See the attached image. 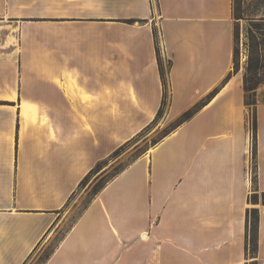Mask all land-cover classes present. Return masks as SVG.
Masks as SVG:
<instances>
[{
	"label": "crops",
	"instance_id": "1",
	"mask_svg": "<svg viewBox=\"0 0 264 264\" xmlns=\"http://www.w3.org/2000/svg\"><path fill=\"white\" fill-rule=\"evenodd\" d=\"M155 31L170 63L168 119L218 89L106 183L43 264L248 263L264 100L252 182L233 0H0V264L25 262L95 162L154 119ZM255 208L263 264L264 205Z\"/></svg>",
	"mask_w": 264,
	"mask_h": 264
},
{
	"label": "rangeland",
	"instance_id": "2",
	"mask_svg": "<svg viewBox=\"0 0 264 264\" xmlns=\"http://www.w3.org/2000/svg\"><path fill=\"white\" fill-rule=\"evenodd\" d=\"M258 2L261 3L256 5ZM233 19L237 63V68L235 69L233 62V71L243 72L244 75L248 64H255V74L260 81L257 88L261 89V92L257 93L256 97L257 100H264V0H233ZM251 36H253L255 41L251 40ZM251 42L256 43L254 50L250 46ZM161 63L166 73L170 64L169 60L161 59ZM166 111L165 109L162 117L143 133L142 136L126 146L116 156L106 161L101 169L95 175H92L85 185L76 189L73 196L60 210L57 223L24 264H43L47 254L79 216L83 206L91 197L94 185L102 176L114 172L116 168L127 167L139 153L143 154L150 151L161 136L173 130L177 117L173 120L168 119ZM249 117L252 142V106L249 107ZM250 158L249 164L252 170L251 181L255 182L256 159L253 158L252 153L250 154ZM262 192L263 191H260L254 183L249 192L250 209L264 205L262 203ZM250 261L251 258L248 260L247 264H252Z\"/></svg>",
	"mask_w": 264,
	"mask_h": 264
},
{
	"label": "trees",
	"instance_id": "3",
	"mask_svg": "<svg viewBox=\"0 0 264 264\" xmlns=\"http://www.w3.org/2000/svg\"><path fill=\"white\" fill-rule=\"evenodd\" d=\"M261 2L256 3L258 5ZM136 19H128V22H134ZM155 44H156V52H157V58H158V64H159V70L160 75L163 83V97L160 104V107L154 117V119L146 125L140 132H138L136 135L131 137L130 139L126 140L119 146H117L108 156L99 159L95 162L94 166L84 175V177L81 179V181L78 184L77 188L82 187L85 185V183L90 179L92 175H95L102 167V165L108 161L110 158L116 156L119 152H121L126 146L130 145L133 141L138 139L140 136H142L143 133H145L156 121L162 117L165 109H167V100H168V87H167V79H166V73L164 71V68L161 63V57H160V51L157 41V35L155 31ZM251 40L255 41L253 36H251ZM256 43L251 42L250 46L254 50ZM233 62H234V68H237L236 63V50L234 47V55H233ZM257 62V57H256ZM256 65L253 63H249L246 69L245 74L243 75V89H244V95H245V104L248 107L252 106V121H251V127L253 131V138L251 142V153L253 158H256V104H257V97L255 90L259 84V79L257 78L256 74ZM218 87L214 88L205 98L201 99L199 102L195 103L192 107L189 109L183 111L176 119L175 125L173 127L176 128L179 124L184 122L185 120L189 119L193 114H195L199 108L204 104L206 99L214 94L217 91ZM169 132L165 133L163 136L159 138L158 141H160L163 137H165ZM157 141V142H158ZM155 142V144L157 143ZM142 153H139L132 161H134L138 156H140ZM126 167H120L116 168L114 172L109 173L105 176H102L94 185L91 193L90 199L85 203L83 206L81 212L86 208V206L89 204V202L92 200V198L106 185V183L111 180L114 176H116L118 173H120L122 170H124ZM254 182V181H252ZM76 191V190H75ZM75 191L70 195L68 200L73 196ZM67 200V202H68ZM262 203L264 204V191L262 192ZM80 215V214H79ZM258 209L257 208H251L248 209L246 212V236H247V242H246V250H247V258H251L252 260L250 263L257 264V261L255 260L257 256V247H258ZM76 220V219H75ZM73 224V223H72ZM71 224V225H72ZM62 238V237H61ZM61 238L58 240V242L61 240ZM58 242L53 246L51 251L47 254L45 260L50 256L51 252L54 250V248L57 246ZM36 249V247H35ZM44 260V262H45ZM24 264V262L22 263ZM264 264V263H263Z\"/></svg>",
	"mask_w": 264,
	"mask_h": 264
},
{
	"label": "built area",
	"instance_id": "4",
	"mask_svg": "<svg viewBox=\"0 0 264 264\" xmlns=\"http://www.w3.org/2000/svg\"><path fill=\"white\" fill-rule=\"evenodd\" d=\"M250 153H251V146H250ZM250 165V164H249ZM247 175L249 177V180H251V177H252V170H251V165L249 166V169L247 171Z\"/></svg>",
	"mask_w": 264,
	"mask_h": 264
},
{
	"label": "bare ground",
	"instance_id": "5",
	"mask_svg": "<svg viewBox=\"0 0 264 264\" xmlns=\"http://www.w3.org/2000/svg\"><path fill=\"white\" fill-rule=\"evenodd\" d=\"M151 150V149H150ZM146 238V237H145Z\"/></svg>",
	"mask_w": 264,
	"mask_h": 264
}]
</instances>
